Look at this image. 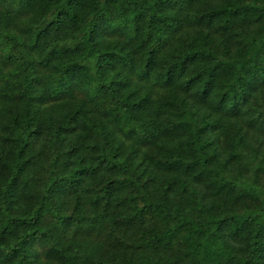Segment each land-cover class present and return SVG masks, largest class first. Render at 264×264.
<instances>
[{
  "label": "trees",
  "instance_id": "16d2710c",
  "mask_svg": "<svg viewBox=\"0 0 264 264\" xmlns=\"http://www.w3.org/2000/svg\"><path fill=\"white\" fill-rule=\"evenodd\" d=\"M0 264H264V0H0Z\"/></svg>",
  "mask_w": 264,
  "mask_h": 264
}]
</instances>
